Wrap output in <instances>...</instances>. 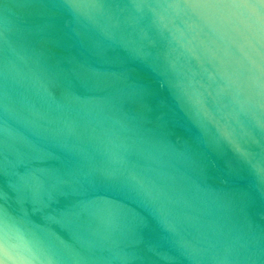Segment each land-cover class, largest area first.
Listing matches in <instances>:
<instances>
[{
	"label": "water",
	"instance_id": "95a60500",
	"mask_svg": "<svg viewBox=\"0 0 264 264\" xmlns=\"http://www.w3.org/2000/svg\"><path fill=\"white\" fill-rule=\"evenodd\" d=\"M0 264H264V0H0Z\"/></svg>",
	"mask_w": 264,
	"mask_h": 264
},
{
	"label": "clouds",
	"instance_id": "9594fccd",
	"mask_svg": "<svg viewBox=\"0 0 264 264\" xmlns=\"http://www.w3.org/2000/svg\"><path fill=\"white\" fill-rule=\"evenodd\" d=\"M6 250V249H5Z\"/></svg>",
	"mask_w": 264,
	"mask_h": 264
}]
</instances>
